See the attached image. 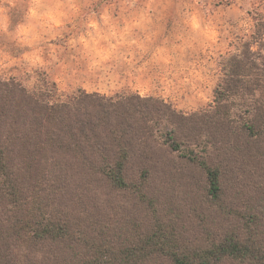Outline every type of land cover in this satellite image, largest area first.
Returning a JSON list of instances; mask_svg holds the SVG:
<instances>
[{"label": "trees", "instance_id": "16d2710c", "mask_svg": "<svg viewBox=\"0 0 264 264\" xmlns=\"http://www.w3.org/2000/svg\"><path fill=\"white\" fill-rule=\"evenodd\" d=\"M208 109L0 76V264H264V23Z\"/></svg>", "mask_w": 264, "mask_h": 264}, {"label": "rangeland", "instance_id": "374dc122", "mask_svg": "<svg viewBox=\"0 0 264 264\" xmlns=\"http://www.w3.org/2000/svg\"><path fill=\"white\" fill-rule=\"evenodd\" d=\"M264 0H0V76L59 94L136 93L208 109L223 59L252 41Z\"/></svg>", "mask_w": 264, "mask_h": 264}]
</instances>
